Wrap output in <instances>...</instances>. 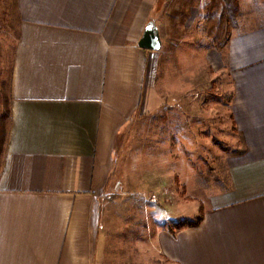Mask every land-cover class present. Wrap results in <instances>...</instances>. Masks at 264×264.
Masks as SVG:
<instances>
[{"label": "crops", "instance_id": "0c3cea01", "mask_svg": "<svg viewBox=\"0 0 264 264\" xmlns=\"http://www.w3.org/2000/svg\"><path fill=\"white\" fill-rule=\"evenodd\" d=\"M210 1L15 0L0 264H107L103 201L118 140L140 116L192 105L190 82L173 86L168 71L159 79L166 36L176 46L170 57L208 58L228 75L242 150L228 159L227 186L205 203L202 222L160 230L150 250L172 264H264V22L240 0L228 44L195 47L192 26L208 22ZM150 23L160 32L158 51L139 47Z\"/></svg>", "mask_w": 264, "mask_h": 264}, {"label": "rangeland", "instance_id": "374dc122", "mask_svg": "<svg viewBox=\"0 0 264 264\" xmlns=\"http://www.w3.org/2000/svg\"><path fill=\"white\" fill-rule=\"evenodd\" d=\"M249 1L251 14L263 23L264 0ZM196 15L197 11L190 14L191 18ZM203 30L207 34L210 31L208 22L192 26L191 32H199L200 38L191 40V44L218 48L215 34L204 36ZM18 39L15 0H0V117L4 97H9ZM167 39L159 62V79L165 80L168 71V82L173 86L190 82L192 105L165 107L140 116L118 140L111 182L103 201L111 219L107 264H172L162 255L155 257V251L150 250L152 238L160 230H178L176 224L184 222L180 220H197L211 195L226 188L228 159L242 150L228 112V75L219 73L208 58L204 64V59L191 53L183 60L170 57L167 53L176 46ZM187 75L189 81L183 78Z\"/></svg>", "mask_w": 264, "mask_h": 264}, {"label": "trees", "instance_id": "16d2710c", "mask_svg": "<svg viewBox=\"0 0 264 264\" xmlns=\"http://www.w3.org/2000/svg\"><path fill=\"white\" fill-rule=\"evenodd\" d=\"M207 19L210 26V31L208 34L213 37L215 34V41L218 44V49L224 48L229 41L230 30L237 27L238 18L240 16V0H211L210 3L206 6ZM226 31V37L224 40L221 39V32ZM216 32V33H215ZM225 33V32H224ZM222 42V43H221ZM4 112L0 117V162L1 156L4 151L7 135L6 122L10 118L11 109H10V98L8 96L4 97ZM203 220V216L200 215L199 218L195 221L191 220L190 222H178L176 228L180 229L184 226L186 227H196ZM172 233L175 232L174 229H170Z\"/></svg>", "mask_w": 264, "mask_h": 264}, {"label": "water", "instance_id": "95a60500", "mask_svg": "<svg viewBox=\"0 0 264 264\" xmlns=\"http://www.w3.org/2000/svg\"><path fill=\"white\" fill-rule=\"evenodd\" d=\"M139 47L149 51H158L162 47V40L160 36L159 29L150 23L141 40L139 41Z\"/></svg>", "mask_w": 264, "mask_h": 264}]
</instances>
